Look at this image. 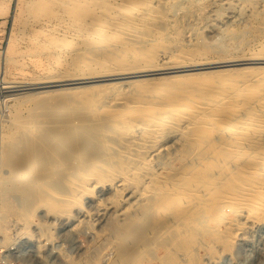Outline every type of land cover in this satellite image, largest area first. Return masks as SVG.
I'll list each match as a JSON object with an SVG mask.
<instances>
[{
  "label": "bare ground",
  "instance_id": "1",
  "mask_svg": "<svg viewBox=\"0 0 264 264\" xmlns=\"http://www.w3.org/2000/svg\"><path fill=\"white\" fill-rule=\"evenodd\" d=\"M147 4L146 0L109 4L98 21L112 26L103 28L97 44L91 42L107 48L114 61L120 59L119 52L126 53L124 45L131 46L133 40L124 36L119 45L120 39L116 41V37H123L120 32L137 31L148 22L152 10L147 9ZM132 45L139 51L128 56V61L138 57L145 63L119 68L112 74L78 77L66 72L31 83L8 82L0 75V96L119 75L218 67L237 60L264 62V57L256 54L244 59L170 66L163 48ZM155 47L161 48L156 44ZM261 69L221 77L218 72H202L158 78L149 84L138 82L128 93L112 94L109 104L105 101L109 85L56 87L23 95L17 102L19 108L10 117V130L0 152L6 171L0 185L1 217L14 216L19 225L17 234L28 233L31 225L41 226L35 222L39 209L62 216L81 197L94 198L96 188L109 187L112 198L106 201L94 198L90 209L95 208L96 212L94 215L89 212L90 216H96L100 235H111L119 241L116 253L120 257L126 254L123 250L128 247L126 243H130L129 252L133 254L142 236L155 226L154 216L171 210H177V216L166 217L162 229L186 224L193 239L200 234L194 230L202 224V214L212 202L225 203L234 213L244 208L246 222L257 223L264 218V67ZM22 109L27 110L26 115ZM177 135L183 142L178 151L189 155L188 160L180 166L174 162L178 166L175 170L170 169L172 164L168 168L164 162L157 169L151 168L152 159ZM243 156L245 159L240 160ZM53 183L60 185L58 191L51 188ZM130 195L138 196L137 207L129 208L123 223H108L105 212ZM145 217L147 220L141 224ZM227 224L226 230L231 231L232 224ZM233 224L237 230L241 227L240 222ZM184 230L178 231L182 239L179 245L188 232ZM3 236L5 241L9 239L7 232Z\"/></svg>",
  "mask_w": 264,
  "mask_h": 264
},
{
  "label": "rangeland",
  "instance_id": "2",
  "mask_svg": "<svg viewBox=\"0 0 264 264\" xmlns=\"http://www.w3.org/2000/svg\"><path fill=\"white\" fill-rule=\"evenodd\" d=\"M111 1L0 0V75L8 82L31 83L45 81L58 74L65 75L66 72L78 77L90 76L91 73L112 74L119 68H130L145 63L137 56L134 61H128V56L139 51L138 47L137 49L132 45L134 43L135 46L139 43L141 48L143 46L153 47L155 50L163 48L170 66L183 62L244 59L256 54L264 57V0H146L147 9L152 10L148 22L137 30L139 32H120L123 37H116V41L119 39L120 41L118 43L113 41L119 44L124 36L133 40L131 46L124 45L126 53L118 54V58H122V64L120 59L116 58L114 61L112 56L110 58L111 53L109 51L107 53V48L104 50L105 48L95 45L100 40L103 28L112 26L106 25V20L104 24L98 21L99 17L107 12L104 8L108 9L111 3L120 0ZM141 40H145L143 43H146H141ZM155 44L161 48L155 47ZM246 61L249 60H237L230 64L221 63L218 67L191 68L184 71L168 69L169 71L165 73L119 75L110 79H93L60 87L109 85L105 93V101L109 104L112 101V94L128 93L138 82L149 84L158 78L202 72H218V76L221 77L232 72L243 70V73H248L249 70L255 71L264 67V62ZM56 87L18 90L11 92L14 93L11 96H0V152L10 130V117L20 106H17L19 99L26 94ZM21 111L22 114L27 113L26 109ZM181 141L180 136H172L164 145L165 149L152 159L151 168L157 169L164 162L168 168L173 165L170 169L175 170L178 167H175L176 164L180 166L185 163L189 155L178 151V145L183 143H180ZM243 157L240 160H244L245 156ZM0 159L1 185L6 171L1 164L2 156ZM50 186L53 191L60 189L59 184L53 183ZM94 194V198L102 201L113 196L110 188L105 186L96 188ZM94 198L81 197L78 203L70 207V212L62 216H55L39 209L35 222L41 226L31 225L29 232L24 234H17L19 225L14 216L2 218L0 212V247L3 251L16 247L12 250L14 253L3 252L1 255L7 257H0V260L7 259V264H264V218L257 223L248 224L244 208L235 210L238 213L241 211L238 217V213L230 210L225 203L219 202V204L212 202L205 208L203 214L201 212L204 220L200 227L194 230L200 232L196 239L189 236L192 232L186 224H175L162 229L164 223H161L166 217L171 219L177 216L178 211L171 210L166 214L154 216L155 226L152 224L151 226H154L151 228L152 231L149 229L145 233L146 236H142L140 239L142 243L138 242V249L136 248L132 254L129 252L131 248H128L131 247L130 243H126L125 246L128 247L122 248L126 254L122 253L126 257H120L116 253L119 241L111 235H100L98 231L96 216H93L95 208L90 209L95 203L92 202ZM137 198L138 196L134 198L130 195L126 201L120 200L119 205L114 207L116 209H108L105 212L108 223L113 225L123 223L128 211L137 207ZM89 211L93 213L92 216ZM145 220L146 217L142 219L141 224ZM229 220L236 224L240 222L239 230ZM227 222L232 224V230L237 231L226 230ZM159 224L161 225L158 226ZM180 228L188 229L186 230L188 232L184 230L186 234L182 245H179L182 240ZM215 228L217 232L214 231ZM3 232L9 235L6 241Z\"/></svg>",
  "mask_w": 264,
  "mask_h": 264
},
{
  "label": "built area",
  "instance_id": "3",
  "mask_svg": "<svg viewBox=\"0 0 264 264\" xmlns=\"http://www.w3.org/2000/svg\"><path fill=\"white\" fill-rule=\"evenodd\" d=\"M15 249H16V247H15ZM15 249H7L6 251H3V249L0 247V257H4V258H6L7 257V255H1L3 252H6L7 254H9V253H14L12 250H15ZM6 261H7V259H6ZM6 261H4V260H0V264H7L6 263Z\"/></svg>",
  "mask_w": 264,
  "mask_h": 264
}]
</instances>
